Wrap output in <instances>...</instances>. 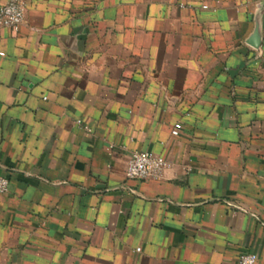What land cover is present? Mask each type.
<instances>
[{
  "label": "crops",
  "instance_id": "1",
  "mask_svg": "<svg viewBox=\"0 0 264 264\" xmlns=\"http://www.w3.org/2000/svg\"><path fill=\"white\" fill-rule=\"evenodd\" d=\"M18 1L0 264H264V1ZM135 152L171 167L128 179Z\"/></svg>",
  "mask_w": 264,
  "mask_h": 264
},
{
  "label": "built area",
  "instance_id": "2",
  "mask_svg": "<svg viewBox=\"0 0 264 264\" xmlns=\"http://www.w3.org/2000/svg\"><path fill=\"white\" fill-rule=\"evenodd\" d=\"M264 1V0H263ZM204 6V9H207ZM25 5L13 0L10 3L0 7V29L8 28L18 30L19 26L25 20ZM0 56H5L0 53ZM45 100L47 98H44ZM182 129L181 124L175 125L172 130L174 137L179 136ZM171 167V164L164 157L152 152H135L127 164L125 175L131 180H162L165 172ZM10 181L0 176V196L9 192ZM137 249V252H140ZM258 255L255 253H246L237 258V264H257Z\"/></svg>",
  "mask_w": 264,
  "mask_h": 264
},
{
  "label": "water",
  "instance_id": "3",
  "mask_svg": "<svg viewBox=\"0 0 264 264\" xmlns=\"http://www.w3.org/2000/svg\"><path fill=\"white\" fill-rule=\"evenodd\" d=\"M248 44L258 50L261 47V32H260V27L257 28L255 34L253 35V37L251 38V40L248 42Z\"/></svg>",
  "mask_w": 264,
  "mask_h": 264
}]
</instances>
